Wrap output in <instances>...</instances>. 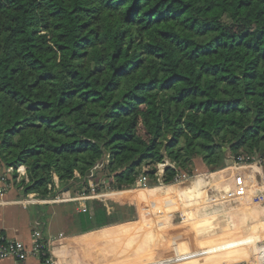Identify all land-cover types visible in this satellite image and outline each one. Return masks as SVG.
I'll use <instances>...</instances> for the list:
<instances>
[{
	"label": "trees",
	"instance_id": "16d2710c",
	"mask_svg": "<svg viewBox=\"0 0 264 264\" xmlns=\"http://www.w3.org/2000/svg\"><path fill=\"white\" fill-rule=\"evenodd\" d=\"M241 151L264 153V0H0L1 174L25 165V193L92 194L107 156L98 193ZM129 201L88 200L73 227L134 218Z\"/></svg>",
	"mask_w": 264,
	"mask_h": 264
},
{
	"label": "crops",
	"instance_id": "0c3cea01",
	"mask_svg": "<svg viewBox=\"0 0 264 264\" xmlns=\"http://www.w3.org/2000/svg\"><path fill=\"white\" fill-rule=\"evenodd\" d=\"M198 166L199 169L192 166L191 172H184L187 177L180 181L149 182L145 188H153L143 194H133L136 189L121 191L114 203L122 207L132 200L136 216L115 226L84 232L72 228L73 212L84 210L88 200L99 197L24 205L20 197L25 192L16 185L0 195V238L31 244L33 231L39 229L53 242L54 264H110L130 255L136 257L131 264H161L158 258L176 255L181 249L188 257L195 258L196 264H264V203L251 204L258 196L264 197V165L236 169L229 164L212 171L201 160ZM3 171L0 165V174ZM70 194L77 195L76 191ZM167 195L171 197L164 200ZM175 215L178 222H174ZM40 219H45L42 227H39ZM134 232H137L135 236L119 242V235ZM158 232L165 235L161 238L162 245L165 243L161 251L141 253V244L155 240ZM247 237L252 240L233 247L239 257L224 258L226 241ZM156 246L160 243L156 242ZM153 256L152 260L143 261ZM0 264L20 263L8 257L0 258ZM26 264L43 262L30 256Z\"/></svg>",
	"mask_w": 264,
	"mask_h": 264
},
{
	"label": "built area",
	"instance_id": "2783aa9c",
	"mask_svg": "<svg viewBox=\"0 0 264 264\" xmlns=\"http://www.w3.org/2000/svg\"><path fill=\"white\" fill-rule=\"evenodd\" d=\"M230 165L236 169H239L244 166H262L264 165V153L263 154H249L245 152H239L238 154L232 155V161ZM101 164L96 165L97 167ZM167 166H174V163L170 162L169 159H166L164 162H161L157 166V171L155 177L157 181L162 182L164 179V174ZM187 177L183 171H178L173 179V181H180ZM24 181H29L27 167L23 164L18 165L16 170L12 167H9L4 174H0V195H4L6 192L14 188L16 185L20 190H23V185L19 184ZM90 182V181H89ZM92 184L90 183V186ZM137 186L149 187V179L146 175L141 174L139 179L136 182ZM52 188V185H49ZM93 191L92 194L78 195L75 198H68V200L73 199H90V198H104L110 194H115L121 191L111 190L109 188H103L100 193L96 192L95 186H91ZM58 197V196H57ZM54 200L38 199L35 194H29L27 198L21 199L20 203L24 205L33 204V203H42V202H51ZM257 203H264V197L258 196L256 199ZM52 241L50 239L44 240V236L39 229H35L32 233V242L31 244H26L20 239H6L4 237L0 238V258L12 257L20 264H26V260L30 256H35L39 258L43 264H54V257L52 254Z\"/></svg>",
	"mask_w": 264,
	"mask_h": 264
},
{
	"label": "rangeland",
	"instance_id": "374dc122",
	"mask_svg": "<svg viewBox=\"0 0 264 264\" xmlns=\"http://www.w3.org/2000/svg\"><path fill=\"white\" fill-rule=\"evenodd\" d=\"M109 160V156L106 158V161L103 163V162H99V164H101V166H99V167H97V170H91V171H89L88 172V174H87V176H86V178H89L90 180V183L92 184L91 186H96V184H95V181H101L102 179H103V175H102V172H101V168L103 167V165L104 164H107V162H109L108 161ZM196 162H198V163H196ZM201 162V158H197V159H195V161H194V164H193V166L195 167L196 166V169H199V163ZM50 185V184H49ZM48 185V188H50V186ZM81 189H83V187H81V188H72L71 190H70V192H75L76 190H81ZM131 189H137L136 187L135 188H130V189H126V190H131ZM121 192H118V193H115V195H112V194H110V195H108L110 198H112L111 200H113V202L115 201L114 199L117 197V196H119V194H120ZM29 194H35V196L38 198V199H41V197H40V195L39 194H37V193H22V195L23 196H21L20 198H22V199H24V198H27V196L29 195ZM41 194V193H40ZM77 195H61L60 197H50V198H48V199H46V200H56V201H51V202H47V203H60V202H64V201H68V198H74V197H76ZM112 196V197H111ZM121 196V195H120ZM127 196V195H126ZM42 199H45V198H42ZM130 202V201H129ZM39 203V202H38ZM251 204L253 205V206H258V205H260L259 203H257L256 201H252L251 202ZM62 206V205H61ZM59 208V207H58ZM60 208H62V207H60ZM60 213H64L63 212V210L62 209H60ZM125 214V216L126 217H130V213L129 212H126V213H124ZM210 217H212V216H210ZM214 218H216V216H214ZM178 220H179V217H178V215H175V218H174V222H178ZM71 225H72V228L73 229H76L75 227H73V223H71ZM116 224H114V225H112V226H115ZM57 228H59V227H55V229H57ZM167 228V227H166ZM172 228H176V227H174L173 225H172ZM166 231L167 230H165V233H166ZM162 232H164V231H162ZM162 232H158L157 233V235L155 234L154 235V237H155V240H153V241H148V242H144L143 244H141V249H140V251H141V253H143V252H148V251H152V253L153 252H155V253H159L160 251H161V248H163V246H164V244L162 245V243H163V241L161 240V238L162 239H164L165 237V235L164 234H161ZM160 235V236H159ZM164 235V236H163ZM126 237L127 238H130V237H132V234H130V235H126ZM156 242L157 243H160V246H156ZM159 245V244H158ZM162 245V246H161ZM154 246V247H153ZM151 248H152V250H151ZM128 257V258H127ZM127 257H125L126 259H119V260H113V261H111L110 262V264H131V263H133L135 260H136V257L135 256H127ZM155 256H153V257H150V258H146V259H143V261H149V260H152V258H154Z\"/></svg>",
	"mask_w": 264,
	"mask_h": 264
},
{
	"label": "bare ground",
	"instance_id": "6f19581e",
	"mask_svg": "<svg viewBox=\"0 0 264 264\" xmlns=\"http://www.w3.org/2000/svg\"><path fill=\"white\" fill-rule=\"evenodd\" d=\"M153 187L150 188H138L136 190L133 191L134 193H145L146 191H148L149 189H151ZM171 195H167V197L164 199H168L170 198ZM144 204V202H142V205ZM137 232L132 233V237L135 236ZM119 242H121L120 240H124L127 239L126 235L122 234L119 235ZM114 238L117 239L116 235H113ZM252 239H250L249 237L244 238V239H240L237 241L234 240H229L225 242L224 245V258H228V257H239L238 254H236V250L233 249L234 246L238 245V244H245L248 243L249 241H251ZM181 248V247H180ZM175 250L178 252L179 250H177L175 248ZM166 252V251H164ZM161 264H196V259L192 258V257H188L187 255H185V253L182 251V249L179 251V253H177L176 255H170L167 257H160L157 259Z\"/></svg>",
	"mask_w": 264,
	"mask_h": 264
}]
</instances>
